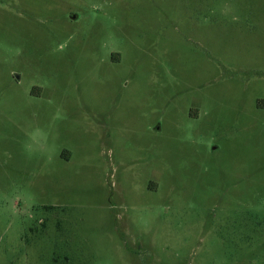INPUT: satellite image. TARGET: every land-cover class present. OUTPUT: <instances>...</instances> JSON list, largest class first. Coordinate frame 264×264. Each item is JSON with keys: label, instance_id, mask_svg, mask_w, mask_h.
<instances>
[{"label": "rangeland", "instance_id": "rangeland-1", "mask_svg": "<svg viewBox=\"0 0 264 264\" xmlns=\"http://www.w3.org/2000/svg\"><path fill=\"white\" fill-rule=\"evenodd\" d=\"M0 264H264V0H0Z\"/></svg>", "mask_w": 264, "mask_h": 264}]
</instances>
